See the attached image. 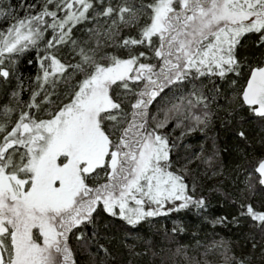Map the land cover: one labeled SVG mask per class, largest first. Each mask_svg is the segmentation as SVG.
<instances>
[{"label": "snow or ice", "instance_id": "6c2138e0", "mask_svg": "<svg viewBox=\"0 0 264 264\" xmlns=\"http://www.w3.org/2000/svg\"><path fill=\"white\" fill-rule=\"evenodd\" d=\"M0 264H264V0H0Z\"/></svg>", "mask_w": 264, "mask_h": 264}, {"label": "trees", "instance_id": "16d2710c", "mask_svg": "<svg viewBox=\"0 0 264 264\" xmlns=\"http://www.w3.org/2000/svg\"><path fill=\"white\" fill-rule=\"evenodd\" d=\"M13 2H15V0H13ZM257 131H259V130L257 129ZM222 139H223V137H222ZM235 155H236L235 153H233L231 156L225 154V160H224V162H225L226 164H232V163L238 162V161L235 159ZM175 219H176L175 216H173V217L171 218V220L161 219V220L159 221V225H161V226H167L168 228H171V227H172V220H175ZM225 234H227V233H225ZM177 239H178L181 243H190V238H189V236H186V235H184L183 233L180 235V237H177Z\"/></svg>", "mask_w": 264, "mask_h": 264}]
</instances>
